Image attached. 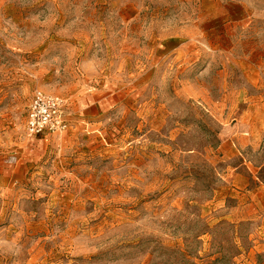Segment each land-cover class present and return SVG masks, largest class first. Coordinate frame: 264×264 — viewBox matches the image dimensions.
<instances>
[{
    "label": "rangeland",
    "instance_id": "obj_1",
    "mask_svg": "<svg viewBox=\"0 0 264 264\" xmlns=\"http://www.w3.org/2000/svg\"><path fill=\"white\" fill-rule=\"evenodd\" d=\"M0 264H264V0H0Z\"/></svg>",
    "mask_w": 264,
    "mask_h": 264
},
{
    "label": "built area",
    "instance_id": "obj_2",
    "mask_svg": "<svg viewBox=\"0 0 264 264\" xmlns=\"http://www.w3.org/2000/svg\"><path fill=\"white\" fill-rule=\"evenodd\" d=\"M64 100L41 92L32 95L27 109L25 132L28 137L56 134L65 131Z\"/></svg>",
    "mask_w": 264,
    "mask_h": 264
},
{
    "label": "crops",
    "instance_id": "obj_3",
    "mask_svg": "<svg viewBox=\"0 0 264 264\" xmlns=\"http://www.w3.org/2000/svg\"><path fill=\"white\" fill-rule=\"evenodd\" d=\"M57 134V133H56Z\"/></svg>",
    "mask_w": 264,
    "mask_h": 264
}]
</instances>
